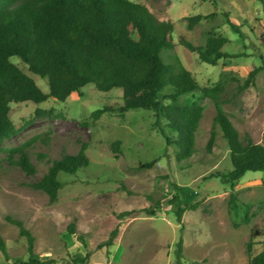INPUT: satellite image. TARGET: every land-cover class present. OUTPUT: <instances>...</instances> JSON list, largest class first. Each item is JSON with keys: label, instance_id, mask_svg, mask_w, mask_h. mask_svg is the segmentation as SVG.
I'll list each match as a JSON object with an SVG mask.
<instances>
[{"label": "rangeland", "instance_id": "1", "mask_svg": "<svg viewBox=\"0 0 264 264\" xmlns=\"http://www.w3.org/2000/svg\"><path fill=\"white\" fill-rule=\"evenodd\" d=\"M131 1L144 5L157 19L172 21L174 45L161 51L164 62L178 60L200 87L222 85L221 107L240 140L260 143L264 136V69L249 86L243 84L250 70L264 62L261 0ZM197 14L204 17L189 29L186 18ZM227 19L238 26L237 31ZM210 35L227 39L222 47L226 56L216 64L201 61L180 41L184 36L194 45H204ZM10 60L42 91H48L45 79L31 73L19 58ZM81 91L82 96L72 93L63 102L49 98L38 104H11L14 124L26 125L0 142V236L9 255L6 261L0 251V264H20L30 257L25 236L6 216L22 221L32 234L36 258H55V264H72L74 258H85L84 264H178L179 238L180 264H252L251 258L264 247V170L248 171L236 182L235 215L229 203L230 187L217 176L232 168L228 146L217 126L214 145L206 149L215 115L212 100L200 92L177 98L180 103L194 101L202 107L195 152L177 161L175 148L166 146L153 127V111L103 113L93 120L91 113L106 102L120 101L122 91H98L92 84ZM26 142L34 175L26 174L16 163L18 153L11 152ZM82 143L88 165L71 174L59 173L62 187L50 202L32 184L53 160L74 155ZM153 159L157 161L145 165ZM178 207L184 208L181 223L174 213ZM149 208L155 212L149 214ZM113 229H117L113 244L105 245Z\"/></svg>", "mask_w": 264, "mask_h": 264}, {"label": "trees", "instance_id": "2", "mask_svg": "<svg viewBox=\"0 0 264 264\" xmlns=\"http://www.w3.org/2000/svg\"><path fill=\"white\" fill-rule=\"evenodd\" d=\"M261 2L264 7V0ZM203 17L200 14L188 16V28ZM227 23L238 30L229 19ZM172 31V21L157 19L144 5L131 0H0V142L18 134L26 125L14 124L10 118L11 104H38L49 98L63 102L72 93L82 96L81 89L92 84L98 91L107 92L112 88L122 91L120 101L106 102L94 110L91 113L93 120L103 113L122 115L130 109L151 110L153 127L166 146L175 148V159L182 161L195 152V131L202 107L194 101L180 103L177 98L200 92L203 97L210 98L215 107L206 149L210 150L214 145L215 126L228 146L232 168L217 176L229 185V203L237 215L234 186L246 172L264 170V136L260 143H243L221 107L223 86L200 87L178 60L164 62L161 51L173 48ZM180 41L205 63L216 64L226 56L222 47L227 39L223 36L210 35L204 45H194L184 36H180ZM11 57L19 58L31 73L45 79L48 91H42L32 77L11 62ZM261 69H264V62L250 70L243 86H249ZM164 98L169 102L164 103ZM36 113L41 112L37 110ZM28 145V142L23 143L11 152L18 153L16 163L20 168L26 174L34 175L36 168L26 150ZM156 161L153 159L145 165L150 166ZM88 163L86 144L82 143L74 155L65 154L53 160L32 186L45 192L53 202L62 187L59 173H74ZM175 199L177 197L173 196ZM183 209L178 207L174 211L179 223ZM146 211L149 214L155 212L154 208ZM6 220L17 225L28 243L30 257L20 264L58 262L55 258H36L32 252L34 238L22 221L9 216ZM69 230L74 233L72 226ZM116 235L117 229H113L104 244L112 245ZM247 247L249 250L250 245ZM0 251L8 261L6 243L1 236ZM175 258L180 264L181 238L176 242ZM71 263L84 264L85 258H74ZM251 263L264 264V247L251 258Z\"/></svg>", "mask_w": 264, "mask_h": 264}]
</instances>
